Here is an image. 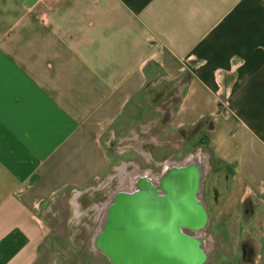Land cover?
<instances>
[{"label":"crops","instance_id":"obj_1","mask_svg":"<svg viewBox=\"0 0 264 264\" xmlns=\"http://www.w3.org/2000/svg\"><path fill=\"white\" fill-rule=\"evenodd\" d=\"M157 89L151 144L111 153L105 135ZM193 149L221 264H264V0H0V264L71 241L82 212L60 201L113 179L118 154L143 157L119 184Z\"/></svg>","mask_w":264,"mask_h":264},{"label":"water","instance_id":"obj_2","mask_svg":"<svg viewBox=\"0 0 264 264\" xmlns=\"http://www.w3.org/2000/svg\"><path fill=\"white\" fill-rule=\"evenodd\" d=\"M201 149L164 158L159 171L134 168L102 203L92 248L112 264H206L214 249Z\"/></svg>","mask_w":264,"mask_h":264},{"label":"rangeland","instance_id":"obj_3","mask_svg":"<svg viewBox=\"0 0 264 264\" xmlns=\"http://www.w3.org/2000/svg\"><path fill=\"white\" fill-rule=\"evenodd\" d=\"M164 96L157 89L151 91L147 98L142 102V105H135L127 115L126 121L127 125L122 127L117 131L116 136L107 133L105 135V145L111 153L116 154L125 146H131L136 150L147 149L151 144L150 142H143L141 139H150L153 135H156L161 127H156L150 131H142L141 123L151 121L156 117L155 107L162 102ZM136 132V134H134ZM137 133L140 135L139 138H136ZM127 137V138H126ZM170 137V136H167ZM174 140V138H171ZM138 151H133L131 153H126L123 156L117 155V164L111 171V175L114 176L113 179L110 177H105L102 180V187H98V184L95 183L97 189L90 191L83 196L78 198L64 199L60 201V212L64 218L69 217L75 210V204L79 203L80 211L82 212L81 221L78 227L74 228L75 236L71 241H61L54 240L49 247V250L45 251L43 249V258L39 264H82L85 261L92 260L100 264H112L104 255H100L92 248V236L96 231L101 213L95 205H100L106 200L108 195L116 188L118 184V178L120 175L121 161L127 160L128 157H134L140 161H143L142 155L137 153ZM191 151H196L193 149ZM188 152V150L181 151L179 157H182ZM117 166V167H116ZM157 169V168H156ZM159 171V170H156ZM212 173H209L205 181V191L206 195L211 194L212 187ZM112 180V181H111ZM80 231V232H79ZM72 233V232H71ZM220 254L216 250L210 256V259L206 264H221Z\"/></svg>","mask_w":264,"mask_h":264},{"label":"flooded vegetation","instance_id":"obj_4","mask_svg":"<svg viewBox=\"0 0 264 264\" xmlns=\"http://www.w3.org/2000/svg\"><path fill=\"white\" fill-rule=\"evenodd\" d=\"M173 158L175 159V158H181V157H178L176 155ZM161 167H162V164H159L158 162H154L153 164H151V165L148 166V168L151 169L152 171L160 170ZM134 168H136V167L134 166Z\"/></svg>","mask_w":264,"mask_h":264},{"label":"trees","instance_id":"obj_5","mask_svg":"<svg viewBox=\"0 0 264 264\" xmlns=\"http://www.w3.org/2000/svg\"><path fill=\"white\" fill-rule=\"evenodd\" d=\"M248 207V206H247ZM249 208V207H248Z\"/></svg>","mask_w":264,"mask_h":264}]
</instances>
